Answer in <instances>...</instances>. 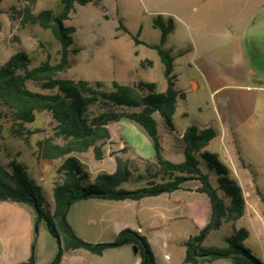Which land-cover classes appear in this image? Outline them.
<instances>
[{
    "label": "rangeland",
    "instance_id": "rangeland-1",
    "mask_svg": "<svg viewBox=\"0 0 264 264\" xmlns=\"http://www.w3.org/2000/svg\"><path fill=\"white\" fill-rule=\"evenodd\" d=\"M100 1L102 11L93 4L77 6L70 20L65 22L66 26L76 29L73 42L79 51L70 56L69 68L58 77L89 82L115 81L122 85L154 83L156 92H164L166 81L159 56L145 45L136 46L132 37L138 36L146 45H159L160 31L152 27V20L159 15L172 17L174 30L163 48L174 58L175 87L185 93V100L178 101L171 118L173 132L154 115L163 155L168 160H183L175 150L180 144V135L189 126L213 127L217 131L205 151L230 170L231 177L241 187L245 213L241 219L211 231L201 246L224 248L226 238L234 231L245 229L248 238L244 247L264 264V0ZM23 5L20 0H0V66L17 51L26 52L33 65L47 57L52 62L57 61L59 46L49 32L22 26L14 19V11ZM57 6L58 0H37L32 11L56 10ZM118 21L126 32L117 30ZM147 62H151V66ZM28 87L40 92L33 85ZM25 127L32 135L22 141L11 138L10 126L5 122L1 124L0 163L22 165L28 178L41 188L52 211V190L62 180L57 170L66 157L47 161L38 156V141L53 137L55 123L48 113L37 114L35 122ZM108 127L112 134L110 139L96 144V147L100 145V160L96 159L93 149L72 155L80 160L78 163L87 174L88 170L92 173L97 169L112 171L117 158L129 161L131 175L121 187L134 190L144 185V180L134 179L144 173V160L154 159L150 138L128 120L111 123ZM119 127H122L121 132ZM122 140L130 151L118 148ZM95 178L89 175V182L94 184ZM196 185L197 182H187L183 187L190 189ZM165 199L143 202L142 206L152 220L167 211L173 213L181 229L173 241L198 236L208 224L211 211L207 202L194 200V205L185 208L183 204H166ZM94 229L97 233L92 240L111 243L116 239L111 228ZM169 245L166 252L156 253L157 264H165V257L159 255H180L179 246Z\"/></svg>",
    "mask_w": 264,
    "mask_h": 264
},
{
    "label": "trees",
    "instance_id": "trees-1",
    "mask_svg": "<svg viewBox=\"0 0 264 264\" xmlns=\"http://www.w3.org/2000/svg\"><path fill=\"white\" fill-rule=\"evenodd\" d=\"M23 7L14 11L22 26L38 27L50 33L58 44V59L49 57L33 65L31 57L24 51H17L0 66V127L10 126L11 138L25 141L32 135L25 126L33 124L39 113H48L55 123L53 137L37 144L38 156L56 161L66 157L57 173L62 175L52 190L53 210L48 208L41 188L31 181L26 169L16 162L0 163V202H11L29 206L34 214L33 243L26 264H35V246L38 226L43 223L57 245L56 255L50 264H60L68 251L84 250L101 255L105 250L131 245L140 257V264H155L150 246L143 236L130 229L121 231L111 243L90 244L76 236L66 220L71 205L88 199L109 201H139L147 197L172 193L187 182H197V192L204 194L210 204L211 216L206 227L198 236L184 243L185 264H206L217 260H228L231 264H263L244 247L248 238L245 229H239L225 239L226 247L205 249L203 239L223 225L241 219L245 213V201L241 187L231 177V172L220 164L216 157L205 151L216 138L213 127L199 129L189 126L180 135L183 161L173 163L164 158L158 124V115L166 128L173 132L171 118L178 101L185 100V93L175 87L173 60L170 51L163 48L167 37L174 30V19L157 16L152 27L160 31L159 45H146L132 37L134 44L145 45L156 51L163 65L166 89L156 92L154 83L139 82L122 85L115 81H85L59 78L70 66V56L78 53L73 37L76 29L66 26L77 6L93 4L103 10L100 0H58L56 10L32 11L37 0H20ZM1 13V12H0ZM117 30H123L118 21ZM151 66V62H147ZM33 85L38 91L31 90ZM128 120L138 125L150 138L154 150L153 161L144 160V173L135 181L144 180V185L126 190L121 187L127 176L129 161L116 159L113 174L101 173L89 182V175L82 171L78 159L72 154L93 149L96 159H101L100 145L110 139L107 126ZM60 140L61 144H55ZM222 193V195L219 194Z\"/></svg>",
    "mask_w": 264,
    "mask_h": 264
},
{
    "label": "crops",
    "instance_id": "crops-1",
    "mask_svg": "<svg viewBox=\"0 0 264 264\" xmlns=\"http://www.w3.org/2000/svg\"><path fill=\"white\" fill-rule=\"evenodd\" d=\"M107 129L110 136H112L108 126ZM118 131L121 132L122 127H119ZM54 143L60 144L57 141ZM118 144L120 150L126 148L130 151L124 140ZM176 149L175 152L182 155L180 144H178ZM78 161L80 160L78 159ZM169 161L180 163L183 160L173 161L170 159ZM82 164L84 165L83 162ZM115 171L116 167L108 172L97 169L95 173H92L88 170V174L97 177L101 173L111 175ZM198 187L199 185H196L193 188L186 189L182 186L181 189L172 193L147 197L139 201L82 200L71 205L67 212L66 220L76 236L90 244L102 243L92 240V236L97 233V229L94 228L102 230L111 228L116 237L125 229L135 231L146 238L154 256L155 264H157L158 256L156 253H164L169 249V244L173 245V243H176L173 246H179L180 255L159 256L165 257V264H185L184 243L192 236L173 241L174 236L178 235L181 230L180 225L176 222V218L172 215L173 213L167 211V214H161L157 219L152 220L149 218V214H147L142 203L167 198L164 200L166 204L178 203L188 208L194 205V200H198L205 204L207 202L210 208L207 197L197 192ZM33 231L34 214L29 206L11 202H0V264H26L33 243ZM36 238L35 264H50L56 255L57 245L43 223H40L38 226ZM134 249L131 245H126L105 250L99 256L84 250L68 251L65 253L60 264H140V257ZM206 264H231V262L228 260H217Z\"/></svg>",
    "mask_w": 264,
    "mask_h": 264
},
{
    "label": "water",
    "instance_id": "water-1",
    "mask_svg": "<svg viewBox=\"0 0 264 264\" xmlns=\"http://www.w3.org/2000/svg\"><path fill=\"white\" fill-rule=\"evenodd\" d=\"M136 249H134V251H135Z\"/></svg>",
    "mask_w": 264,
    "mask_h": 264
}]
</instances>
